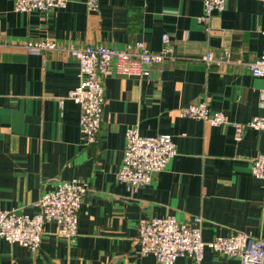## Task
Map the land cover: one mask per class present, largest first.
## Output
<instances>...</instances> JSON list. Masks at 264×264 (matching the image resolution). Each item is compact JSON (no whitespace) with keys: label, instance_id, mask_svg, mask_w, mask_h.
Returning a JSON list of instances; mask_svg holds the SVG:
<instances>
[{"label":"crops","instance_id":"obj_1","mask_svg":"<svg viewBox=\"0 0 264 264\" xmlns=\"http://www.w3.org/2000/svg\"><path fill=\"white\" fill-rule=\"evenodd\" d=\"M15 1L0 0V209L33 213L60 181L77 179L90 189L74 240L48 222L36 254L0 238V264H160L138 252V223L151 217L200 216L205 241L240 232L264 240V180L252 173L264 131L247 128L238 141L232 126L264 116V76L248 66L264 50L262 0H227L207 22L199 19L203 0H98L96 10L87 0H69L47 13L18 12ZM166 33L176 58L152 65L144 78L106 75L99 140L86 144L81 108L69 98L79 64L67 48L143 41L158 52ZM44 39L58 48L41 54L24 48L26 40ZM207 52L223 62L198 59ZM199 102L224 112L231 124L181 116V108ZM131 126L142 136L171 134L177 148L137 191L116 176ZM175 264L198 263L180 256ZM200 264L240 260L206 248Z\"/></svg>","mask_w":264,"mask_h":264},{"label":"built area","instance_id":"obj_2","mask_svg":"<svg viewBox=\"0 0 264 264\" xmlns=\"http://www.w3.org/2000/svg\"><path fill=\"white\" fill-rule=\"evenodd\" d=\"M68 1L16 0L14 9L18 12L47 13L52 9L65 8ZM226 1L203 0V14L199 19L207 22L215 10L224 9ZM87 4L90 10L98 8V0H87ZM163 44L158 52L152 51L143 41L127 44L124 48L106 45L67 48L79 64V83L69 92V98L81 108L80 124L86 144H95L99 140L106 103V75L114 70L120 75L148 77L152 65L177 57L167 33L163 35ZM24 48L30 54H41L56 50L58 46L49 39L26 40ZM224 54L227 62L230 61L229 50L226 49ZM198 59L207 65L223 62L212 52H207ZM248 66L254 76H264V50ZM261 104L264 107V92ZM180 114L215 126L230 123L224 112L212 111L207 102L184 106ZM232 126L236 140L240 141L247 128L264 131V116H254L246 123L232 122ZM125 135L123 162L116 176L128 190L137 191L143 185L150 184L153 176L167 167L177 155V148L171 134L142 136L138 126H131ZM252 173L264 180V152L253 158ZM89 189L87 182L77 179L60 181L53 190L45 192L34 203L36 211L33 213L0 209V238L19 243L36 254L41 247L45 225L54 222L61 237L68 241L74 240L78 235L81 205ZM202 223L200 216H195L188 222H180L173 216L142 218L138 223V252L142 255L153 254L160 264H175L180 256H188L200 264L206 248H209L216 254L239 258L240 264H264L263 239L240 232L205 241Z\"/></svg>","mask_w":264,"mask_h":264}]
</instances>
